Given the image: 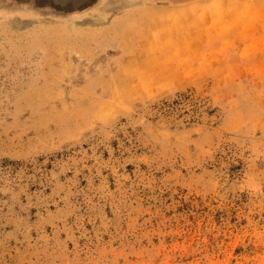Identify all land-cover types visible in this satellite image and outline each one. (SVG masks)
<instances>
[{
    "label": "rangeland",
    "instance_id": "rangeland-1",
    "mask_svg": "<svg viewBox=\"0 0 264 264\" xmlns=\"http://www.w3.org/2000/svg\"><path fill=\"white\" fill-rule=\"evenodd\" d=\"M0 264H264V0H0Z\"/></svg>",
    "mask_w": 264,
    "mask_h": 264
}]
</instances>
